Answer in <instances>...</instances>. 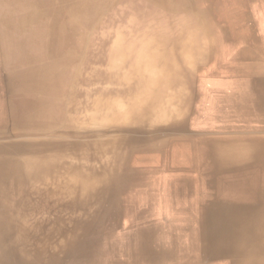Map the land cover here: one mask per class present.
Listing matches in <instances>:
<instances>
[{"label":"bare ground","instance_id":"6f19581e","mask_svg":"<svg viewBox=\"0 0 264 264\" xmlns=\"http://www.w3.org/2000/svg\"><path fill=\"white\" fill-rule=\"evenodd\" d=\"M250 3H4L0 264H264Z\"/></svg>","mask_w":264,"mask_h":264},{"label":"rangeland","instance_id":"374dc122","mask_svg":"<svg viewBox=\"0 0 264 264\" xmlns=\"http://www.w3.org/2000/svg\"><path fill=\"white\" fill-rule=\"evenodd\" d=\"M7 0H1L0 1V16L2 17H9L12 15V12L9 10L8 5L4 4L6 3ZM2 33H5L4 27H1ZM1 43H2V48L3 52L5 53V58L11 59L14 57L17 53H20L18 49H16L15 45L19 42H23L25 38L19 37L18 40L12 39V38H7L5 35H2L0 37ZM11 55V56H10Z\"/></svg>","mask_w":264,"mask_h":264},{"label":"crops","instance_id":"0c3cea01","mask_svg":"<svg viewBox=\"0 0 264 264\" xmlns=\"http://www.w3.org/2000/svg\"><path fill=\"white\" fill-rule=\"evenodd\" d=\"M251 7L253 8L254 20L256 26L259 28L258 30L264 31V0H252V3H250Z\"/></svg>","mask_w":264,"mask_h":264}]
</instances>
